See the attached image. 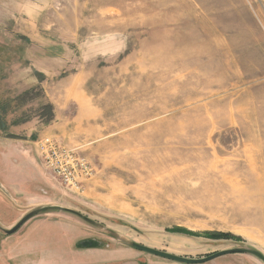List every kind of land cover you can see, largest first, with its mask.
<instances>
[{"label": "rangeland", "instance_id": "rangeland-1", "mask_svg": "<svg viewBox=\"0 0 264 264\" xmlns=\"http://www.w3.org/2000/svg\"><path fill=\"white\" fill-rule=\"evenodd\" d=\"M0 125L42 175L0 185V238L50 223L75 264L264 257V0H0Z\"/></svg>", "mask_w": 264, "mask_h": 264}, {"label": "crops", "instance_id": "crops-1", "mask_svg": "<svg viewBox=\"0 0 264 264\" xmlns=\"http://www.w3.org/2000/svg\"><path fill=\"white\" fill-rule=\"evenodd\" d=\"M5 151V150H4ZM4 151H0V159L2 167L0 169V185L5 187L8 185H12V183L20 184V183H30L34 182L35 180L38 182L42 180V175L40 171V164L36 163L34 158L27 157L26 153L20 151L16 153L17 157V166L10 165V155L5 153ZM26 160V162H31L33 160L35 162V168L28 167L25 168L23 173H21L22 169L21 164L19 163L20 160ZM7 164V166L5 165ZM7 170H13L14 174L7 172ZM30 170H34V173H31ZM17 171V172H15ZM40 175H39V174ZM17 175V176H16ZM44 177V176H43ZM41 222V221H40ZM37 222V226L41 227L42 230L48 231L46 233H40L37 238H33L29 242L24 241L23 238L20 237H3L0 238V264H25L22 259L25 257H29L26 260L29 262L28 264H49L50 261H53V264H75L76 258L68 259L67 257L63 256H54L52 251H50L47 247L51 242L55 240L51 238L50 234H52L53 228L56 229V226L50 223H40ZM51 229H48V228ZM51 230V231H50ZM44 231V232H45ZM44 242V243H43ZM43 246L45 248L43 249ZM20 247H22L24 256L20 254ZM28 252V253H27ZM81 264H87L86 259L84 256H81ZM89 262V261H88Z\"/></svg>", "mask_w": 264, "mask_h": 264}, {"label": "water", "instance_id": "water-1", "mask_svg": "<svg viewBox=\"0 0 264 264\" xmlns=\"http://www.w3.org/2000/svg\"><path fill=\"white\" fill-rule=\"evenodd\" d=\"M51 207H42L39 209H35L33 211H30L29 213H27L26 215H24V217H22L12 228L5 230V232L7 234H12L15 231H17L22 224H24L29 218H31L32 216L36 215L37 213H39L42 210H48ZM134 248H136L137 250H140L142 252L148 253V254H152L164 259H168L170 261H173L175 263H184V264H197V263H203L206 261H209L211 259H214L216 257H219L221 255H225V254H230V253H250L253 255H256L257 257H259L260 259H262L264 261V257L261 253H259L256 250H252L249 248H232V249H225V250H221V251H217L215 253H212L204 258H188V257H183V256H178L172 253H168L162 250H158V249H154L145 245H140V244H133L132 245Z\"/></svg>", "mask_w": 264, "mask_h": 264}, {"label": "built area", "instance_id": "built-area-1", "mask_svg": "<svg viewBox=\"0 0 264 264\" xmlns=\"http://www.w3.org/2000/svg\"><path fill=\"white\" fill-rule=\"evenodd\" d=\"M41 144L45 147H50V149L52 150V153L50 152L46 156V165L51 169V171L60 173L61 171L66 169L65 167H62V160H64V156L66 155L65 151L63 150L57 154V152L53 148V146L55 147V145L49 138L44 139Z\"/></svg>", "mask_w": 264, "mask_h": 264}, {"label": "trees", "instance_id": "trees-1", "mask_svg": "<svg viewBox=\"0 0 264 264\" xmlns=\"http://www.w3.org/2000/svg\"><path fill=\"white\" fill-rule=\"evenodd\" d=\"M49 113H51V111H50ZM2 127H3V126L0 125V129H2ZM221 234H222V233H217V234H215V235H221Z\"/></svg>", "mask_w": 264, "mask_h": 264}]
</instances>
